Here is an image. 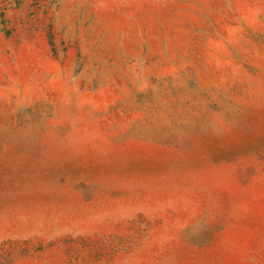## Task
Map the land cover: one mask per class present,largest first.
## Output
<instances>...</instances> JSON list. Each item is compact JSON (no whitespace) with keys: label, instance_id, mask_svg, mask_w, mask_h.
Instances as JSON below:
<instances>
[{"label":"rangeland","instance_id":"1","mask_svg":"<svg viewBox=\"0 0 264 264\" xmlns=\"http://www.w3.org/2000/svg\"><path fill=\"white\" fill-rule=\"evenodd\" d=\"M0 264H264V0H0Z\"/></svg>","mask_w":264,"mask_h":264}]
</instances>
